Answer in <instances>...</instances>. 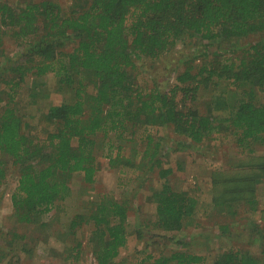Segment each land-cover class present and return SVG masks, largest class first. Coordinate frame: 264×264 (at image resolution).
I'll use <instances>...</instances> for the list:
<instances>
[{"label": "trees", "instance_id": "obj_1", "mask_svg": "<svg viewBox=\"0 0 264 264\" xmlns=\"http://www.w3.org/2000/svg\"><path fill=\"white\" fill-rule=\"evenodd\" d=\"M68 1L0 0V185L16 169L13 216L29 224L49 215L72 195L69 183L76 173L94 183L97 153L106 149L110 166L131 176L120 177V187L139 179L160 184H150L155 214L148 227L181 232L200 201L174 188V168L166 167L162 143L150 128L171 129L185 138L184 145L225 134L243 152L264 146V101L255 90L264 92V0ZM253 34L262 37L247 47L214 53L200 65L187 63L165 89L158 81L141 87L133 72L138 62L161 59L188 36L200 35L212 45ZM7 41L19 52L12 55ZM247 166L253 170L231 171L223 182L218 178L226 172L214 174V183L227 184L208 211L230 218L242 209L259 213L252 233L260 241L257 254L241 246L215 258L187 249L146 250L133 264H264V208L257 196L264 157ZM92 204L71 219L75 243L65 259L82 264L86 243L79 233L90 226L96 263L122 264L131 205L114 194Z\"/></svg>", "mask_w": 264, "mask_h": 264}, {"label": "rangeland", "instance_id": "obj_2", "mask_svg": "<svg viewBox=\"0 0 264 264\" xmlns=\"http://www.w3.org/2000/svg\"><path fill=\"white\" fill-rule=\"evenodd\" d=\"M59 1L69 5L68 0ZM261 37L253 34L210 45L200 35L188 36L161 59L138 62L133 72L141 87H152L154 82L158 81L165 89L175 82L176 76L187 63L194 62L200 65L204 59L214 53L223 51L227 54L229 50L247 47ZM7 46L12 48V55L19 52L17 44L9 42ZM48 80L50 81L49 78ZM33 82L31 78L28 88ZM214 90L218 92L220 88ZM255 90L258 101L263 102L264 92ZM27 95L28 91L25 96ZM206 97L210 99L208 94ZM205 103L206 99H203L201 109H205ZM220 113L224 111L220 110ZM150 132L155 135L158 142L162 143L160 154L165 159L166 167L174 168V174L170 177L174 188L200 201L199 211L184 230L170 232L160 228H149L148 225L153 221L155 214V205L148 201L151 194L150 184L156 187L160 184L158 181L146 182L145 179H139L120 187V177L126 176L127 181L131 176L122 175L119 169L112 168L106 156L108 151L100 149L97 153L100 170L95 182L86 183L83 174H74L69 183L72 195L62 201L49 215L42 216L34 223H22L13 216L11 197L17 186V171L13 167L10 168L8 181L0 185V264H73L65 259L66 251L75 243V237L69 232L71 219L76 214L88 213L93 207L92 203L100 201L103 194H114L119 199L125 198L131 205L128 219L129 241L122 249L119 259L122 264L135 263L136 254L146 250L155 254H169L177 249H187L193 253L214 255L215 258L223 250L241 246L257 254L260 241L259 238L255 239L252 233L254 223L260 221L259 213L252 215L244 213L245 209H242L234 218L222 217L208 211V206L227 184L214 183L216 179L214 174L220 171L226 172L218 178L223 182L231 171L234 173L243 169V172H251L252 166L244 167V165L256 163L258 158L264 157V146L254 145V152L251 150L243 152L237 147L235 138L231 135L227 137L225 134L218 135V138L210 143L189 145L187 142L184 145L182 143H186L185 138L175 134L171 129L150 128ZM131 153V150L127 151L128 155ZM257 196L262 209L264 181L258 185ZM220 225H228V228L222 229ZM89 229L90 226H85L79 233V238L86 243L82 264H97L91 253ZM15 234L25 238L20 239Z\"/></svg>", "mask_w": 264, "mask_h": 264}]
</instances>
